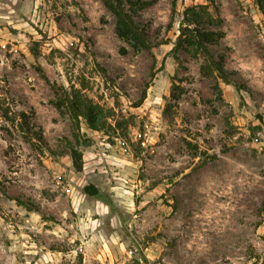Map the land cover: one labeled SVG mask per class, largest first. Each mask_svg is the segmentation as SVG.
Here are the masks:
<instances>
[{"label":"rangeland","instance_id":"374dc122","mask_svg":"<svg viewBox=\"0 0 264 264\" xmlns=\"http://www.w3.org/2000/svg\"><path fill=\"white\" fill-rule=\"evenodd\" d=\"M122 1L147 4L133 19L149 49L119 37L102 0H0V264H264V14ZM204 5L222 75L176 48ZM64 91L112 110V127L81 118L76 141Z\"/></svg>","mask_w":264,"mask_h":264},{"label":"trees","instance_id":"16d2710c","mask_svg":"<svg viewBox=\"0 0 264 264\" xmlns=\"http://www.w3.org/2000/svg\"><path fill=\"white\" fill-rule=\"evenodd\" d=\"M109 11H111L117 18V33L119 37L134 47L150 48V43L145 34V30L142 29L133 19V16L140 10L146 7L147 4L137 2L138 6L134 3L129 4V10L122 0H102ZM261 12L264 14V0H255ZM212 3V0H209ZM217 23L221 25V20H214L213 15L209 11V6H195L188 9L185 12L184 21L182 23L180 42L176 45L178 49H193L201 50L206 55L207 70L222 75L223 69L220 65L215 63L211 54L207 49V45L212 43L215 39L214 36L205 33L202 29L207 25H213ZM57 97L61 105L67 110L73 123V129L75 131L76 141L81 137V118L85 119L88 127L93 131H107L109 127H112L110 120L113 116V112L110 109H106L104 106L96 103L93 99L82 94L80 91H74L73 93L64 91L62 93L56 92ZM146 92L142 98L145 99ZM24 117V115H23ZM19 128L23 133H27V137L34 146H37V142H43V136H39L36 133L29 131L27 122L23 120L20 122ZM37 140V142H34ZM69 153L71 154L75 167L77 170L83 168V154L72 145L69 147ZM86 195L90 197L99 198L101 191L93 184L87 185L84 188Z\"/></svg>","mask_w":264,"mask_h":264}]
</instances>
